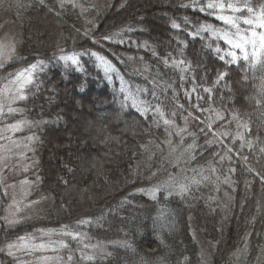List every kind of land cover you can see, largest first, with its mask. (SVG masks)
<instances>
[{
	"label": "trees",
	"instance_id": "obj_1",
	"mask_svg": "<svg viewBox=\"0 0 264 264\" xmlns=\"http://www.w3.org/2000/svg\"><path fill=\"white\" fill-rule=\"evenodd\" d=\"M208 3L223 4L239 29L264 20V0L21 2L15 19L22 55L0 67V86L7 71L48 65L34 71L21 105L39 124L41 186L52 201L11 226L0 186V249L31 232L65 227L105 246L90 264H264V49L255 57L248 50L245 60L228 45L237 28L218 32L222 11ZM89 51L112 63L139 93V105L123 98ZM70 52L85 57L77 65L60 61ZM87 110L96 127L86 133ZM180 136L190 159L162 160L165 139ZM185 164L204 167L199 183L188 179L195 173H183ZM194 226L216 241L209 256L208 245L200 254ZM0 264L16 262L4 252Z\"/></svg>",
	"mask_w": 264,
	"mask_h": 264
},
{
	"label": "rangeland",
	"instance_id": "obj_2",
	"mask_svg": "<svg viewBox=\"0 0 264 264\" xmlns=\"http://www.w3.org/2000/svg\"><path fill=\"white\" fill-rule=\"evenodd\" d=\"M22 1L23 0H0V65H3L2 68L6 65L9 67L21 59L22 53L20 52V45L22 42V29L20 24L16 21L15 16L20 10ZM93 1L95 3L99 2V4L101 2V0ZM219 16L230 18L228 14H223V11ZM219 20L222 22L223 29L216 30L218 32L227 31V26L229 24L224 23L221 19ZM261 23H264V20H258L252 27L239 29V35L251 37V33L255 31L258 34L256 39L257 44H259L258 37L264 34V28L259 27ZM50 34L51 33H49V35ZM229 38H231L233 42H237L239 39L237 31L230 32V37H227V41ZM246 47L248 50L251 49L252 53L253 49L251 45H246ZM258 50H260L259 47H257L256 53ZM89 56L92 60H95L97 67L102 70L109 81L118 82L119 90L126 101L134 105H139L141 100L139 93L131 88L125 78L117 72L107 58L95 51H89ZM59 57L60 61L64 60L65 63L77 65L78 63L80 64L82 61L81 58L85 57V55L83 52H70L60 55ZM101 57L103 59H101ZM35 64V69H32L31 66ZM35 64L7 71L3 79L4 83L0 86V110H2L0 111V186L7 199L4 219L11 226L32 220L36 216L44 213L52 201L51 196L44 192L41 186L40 139L36 133L37 131H35L39 124L37 125V122H33L27 115L24 110V105H21L26 99L18 98L19 93L17 92V88L19 85L12 83V81L16 79V73L28 69L29 71L25 72V76L31 75L32 82L24 85L23 94L27 98L28 88L33 83L34 71L38 66H48L46 64L44 65L42 62ZM135 68L138 67L135 66ZM2 74L0 75L2 76ZM137 90L139 91V89ZM9 108L18 109V111L9 112ZM89 112L90 111L87 110L83 114L88 124L83 128L86 133L96 127L93 120L95 116H91ZM71 118L74 119V121L78 119L76 115H72ZM165 120L166 119H164V121ZM20 121L24 122L20 130L15 132L9 130V125L16 124ZM229 121L236 126L240 125V120L235 114L230 115ZM68 125L69 128L67 130L72 128V125ZM177 131H180V129L177 128ZM180 135H182V133ZM164 144L165 153L161 155L162 160L170 162L171 159H177L179 162L184 163L190 159L192 149L189 147L191 146H183L181 136L175 140L166 138ZM182 170L183 173H195V175L188 179L191 183L194 181L199 183L200 181L197 179V176L199 173L203 177L204 167H191L185 164ZM154 172L155 171H153V173ZM174 186V182L167 185L169 188ZM153 190L151 191L152 194L156 192V188L155 191ZM72 194L71 192L70 196H73ZM225 198L229 199L228 192ZM9 220H15L16 222L9 223ZM69 233L75 235L76 238H73V235H69ZM22 237L24 238L23 240H21ZM22 237L11 243H27V247L14 248L12 249L13 255H9L7 244L3 249H0V256L6 252L15 259L16 264H90L102 253H105V246L103 244L90 243L88 235L84 230L74 231L73 229L69 230L65 227L40 229L37 232H31ZM194 237L198 242L201 255L202 252H204V246L208 245L206 249H209L207 254V256H209L210 250L216 246V241L206 239L198 228H196ZM72 243H75V246H72ZM40 244H44L45 248L40 249L36 247ZM69 257H71V259H69ZM88 257H91V259Z\"/></svg>",
	"mask_w": 264,
	"mask_h": 264
},
{
	"label": "snow or ice",
	"instance_id": "obj_3",
	"mask_svg": "<svg viewBox=\"0 0 264 264\" xmlns=\"http://www.w3.org/2000/svg\"><path fill=\"white\" fill-rule=\"evenodd\" d=\"M206 7L208 9H214V8L218 7L221 11H223V9H224V5L223 4L217 5L215 3H208L206 5ZM228 7H229V9H231L234 12H239V11L242 10L239 7H233V5H228ZM203 10L204 9L201 8V11H203ZM247 11H252V9L249 7L247 9ZM218 19H221V20H223L224 23L230 24V25H232V27L237 28V35L239 36L238 41L237 42H233V40L231 38H229L228 43H230L233 48L239 49L243 53V58L245 60L249 59V52H248V49H247L246 45H251V47L253 49V51H252L253 57L256 56L257 47H259L260 49H264V34L259 35V37H258L259 44H257V39L256 38H257L258 34L255 31H253L251 33V37H245L243 35H239V26L237 25L235 19L226 18L224 16H219ZM244 23L245 24H252L253 22L251 20H244ZM173 27L174 28H178L179 26L176 25V24H173ZM259 27L264 28V23H261L259 25ZM199 31H208V29H207L206 26H202L199 29ZM230 55L232 56L233 61L238 59V57L236 56L235 52L230 53ZM101 59H103V58L101 57ZM257 62H259V61H257ZM179 63H184V62L180 61ZM2 66L3 65H0V67H2ZM31 67H32V69H35L36 65H32ZM28 71H29L28 69H25L23 72L16 73L15 74L16 79H15V81H12V83L19 85V87L17 88V92L19 93V96H18L19 99H26V96L23 94L24 85L27 84V83H31L32 82L31 75L25 76V72H28ZM260 93H261L262 96H264V84L261 85ZM0 111H2V110H0ZM13 111H18V109L9 108V112H13ZM164 122L166 124L168 123L167 120H165ZM23 123H24L23 121H20V122H17L16 124L9 125V130L13 131V132L18 131V130H20L21 125ZM186 190L187 189L184 186H181V192L186 191ZM153 191H155V189ZM8 222L9 223H15L16 221L15 220H9ZM69 235H73V234L69 233ZM73 238H76V236L73 235ZM23 239L24 238L22 237L21 240H23ZM7 247H8V254L9 255H13L12 249H14V248H25V247H27V243H25V244L10 243V244H8ZM36 247H38L40 249H43V248H45V245L44 244H40V245H38ZM65 247H66V245H65ZM88 258L91 259V257H88ZM69 259H71V257H69Z\"/></svg>",
	"mask_w": 264,
	"mask_h": 264
}]
</instances>
